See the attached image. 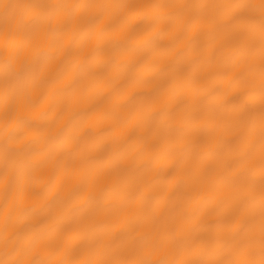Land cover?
Returning <instances> with one entry per match:
<instances>
[{"label":"snow or ice","instance_id":"6c2138e0","mask_svg":"<svg viewBox=\"0 0 264 264\" xmlns=\"http://www.w3.org/2000/svg\"><path fill=\"white\" fill-rule=\"evenodd\" d=\"M0 264H264V0H0Z\"/></svg>","mask_w":264,"mask_h":264},{"label":"bare ground","instance_id":"6f19581e","mask_svg":"<svg viewBox=\"0 0 264 264\" xmlns=\"http://www.w3.org/2000/svg\"><path fill=\"white\" fill-rule=\"evenodd\" d=\"M148 2H212V0H148ZM222 2V0H215ZM148 33L141 32L140 39L146 38ZM162 37H158L148 49L141 50L144 59L133 70L134 78L126 84H119L117 80L106 77V82H101L97 91L91 97H82L76 91H73V102L71 104V112H81L77 120L92 121L97 130H102L109 122L97 121L96 114L105 106L112 103H119L127 109L139 108H159L161 105L156 102V94L148 93L151 90L153 79L152 73L165 63L168 62L171 51L160 46L159 41ZM164 73H160L163 75ZM203 91V89H202ZM130 98V99H129ZM89 103H96V108L86 114L83 109ZM67 115V114H66ZM168 113H162L161 118H165ZM101 134H105L101 131Z\"/></svg>","mask_w":264,"mask_h":264}]
</instances>
